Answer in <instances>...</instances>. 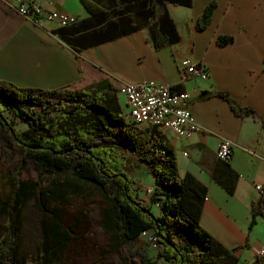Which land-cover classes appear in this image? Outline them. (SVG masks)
<instances>
[{"label": "trees", "instance_id": "1", "mask_svg": "<svg viewBox=\"0 0 264 264\" xmlns=\"http://www.w3.org/2000/svg\"><path fill=\"white\" fill-rule=\"evenodd\" d=\"M80 1L91 15L88 24L97 27L90 44L147 29L156 49L180 39L167 5L193 4V0ZM216 5L212 1L205 6L194 20L195 30L209 25ZM66 40L75 48L71 39ZM231 41L232 36L224 34L215 38L217 45ZM118 96L110 79L96 76L86 86L68 83L55 89L23 87L0 79V125L11 134L21 159L31 161L46 181H21L18 171L6 175L0 192V264H24L26 260L20 251L22 206L32 197L43 232L34 264H61L63 253L74 241L75 227L64 223L61 203L84 198L92 190L104 203L100 220L115 255L112 264H161L160 259L172 264H243L239 254L248 248L247 243L226 248L200 225L206 185L191 173H179L176 155L165 145L159 127L128 121ZM212 96L223 97L240 117L255 115L252 108L241 106L227 93L204 97ZM18 123L24 129L15 128ZM129 159L143 163L146 173L154 177V190L147 200L139 195L140 181L127 171ZM218 161L212 177L232 194L238 173L228 162ZM249 210L251 229L258 215L264 218L263 193ZM142 231L156 234L155 254L143 247Z\"/></svg>", "mask_w": 264, "mask_h": 264}, {"label": "crops", "instance_id": "2", "mask_svg": "<svg viewBox=\"0 0 264 264\" xmlns=\"http://www.w3.org/2000/svg\"><path fill=\"white\" fill-rule=\"evenodd\" d=\"M212 1L217 2L212 20L205 29L195 30L194 20ZM80 2H43L47 8L76 16V23L60 27L26 19L14 8V0H0V79L23 87L55 89L68 83L86 86L96 76L110 79L118 95L126 82L178 84L188 93L186 105L202 129L186 138L160 129L165 145L175 153L181 175L191 173L206 185L202 228L226 248L247 243L239 260L252 264L264 248L257 243V229L264 227V218L258 215L249 229L251 202L261 195L257 185L264 186V0H193L189 7L168 4L180 39L158 49L148 40L147 29L90 44L97 27L88 24L91 15ZM220 34L232 36V41L217 45L215 38ZM183 60L205 65L207 79L183 78ZM218 92L252 108L255 115L240 117L223 97H204ZM118 103L123 114L128 112L124 98L118 97ZM222 139L234 143L228 164L238 178L232 194L212 177ZM154 186V177L148 175L141 181L140 197L147 200ZM142 244L150 254L157 252ZM259 260L258 264H264V257Z\"/></svg>", "mask_w": 264, "mask_h": 264}, {"label": "rangeland", "instance_id": "3", "mask_svg": "<svg viewBox=\"0 0 264 264\" xmlns=\"http://www.w3.org/2000/svg\"><path fill=\"white\" fill-rule=\"evenodd\" d=\"M172 7V15L176 17V9ZM203 80V79H202ZM123 99L122 95H119ZM125 100V99H124ZM1 124V123H0ZM17 129H24L22 123L15 125ZM11 134L0 125V192L4 190L2 185L6 183V175L18 171V178L24 181H32L45 184V178L40 174L29 160L21 159L18 148L11 142ZM8 147V152H5ZM127 171L133 178L141 181L148 177L143 163L136 160H127ZM102 197L96 190H92L88 196L69 198L61 203V213L66 226L75 224L71 245H76L79 255L75 259L70 255L73 249L66 250L62 255L61 264H112L115 255L109 246L106 234L102 230L100 210L103 207ZM22 227L20 233V251L26 257L24 264H34L37 257L40 242L42 240V228L40 225V212L36 205V199L31 198L22 206ZM258 245H264V227H258ZM76 242V243H74ZM74 243V244H73ZM70 245V246H71ZM69 249V248H68ZM155 254V252H153ZM68 257V258H67ZM161 264H172L161 260Z\"/></svg>", "mask_w": 264, "mask_h": 264}, {"label": "built area", "instance_id": "4", "mask_svg": "<svg viewBox=\"0 0 264 264\" xmlns=\"http://www.w3.org/2000/svg\"><path fill=\"white\" fill-rule=\"evenodd\" d=\"M53 0H14L16 11L35 23L55 22L60 27L76 23L75 15L68 12H57L47 8ZM206 66L189 60L181 62L183 78L191 76L207 79ZM119 94L125 99L128 112L125 118L138 126L155 125L161 130H169L177 137L186 138L199 131L202 127L194 119L191 110L186 105L188 93L178 84H165L156 81L126 82L119 88ZM234 143L229 139H222L216 154L219 160L228 162L231 159ZM259 193H264L263 185H257ZM140 240L152 250H157L156 234L142 231ZM258 258L264 257V248H260Z\"/></svg>", "mask_w": 264, "mask_h": 264}, {"label": "flooded vegetation", "instance_id": "5", "mask_svg": "<svg viewBox=\"0 0 264 264\" xmlns=\"http://www.w3.org/2000/svg\"><path fill=\"white\" fill-rule=\"evenodd\" d=\"M74 243H76V242H74ZM74 243H73V244H74ZM71 248L73 249V252H74V253H72V254L70 255L72 258H74L75 255H79V249H77L76 245H74V246L71 245V246L69 247L68 250H70ZM68 250H67V253H68ZM67 253H66V255H67ZM67 258H68V257H67ZM74 259H75V258H74Z\"/></svg>", "mask_w": 264, "mask_h": 264}, {"label": "water", "instance_id": "6", "mask_svg": "<svg viewBox=\"0 0 264 264\" xmlns=\"http://www.w3.org/2000/svg\"><path fill=\"white\" fill-rule=\"evenodd\" d=\"M157 237H159V233H157ZM160 238V237H159Z\"/></svg>", "mask_w": 264, "mask_h": 264}]
</instances>
